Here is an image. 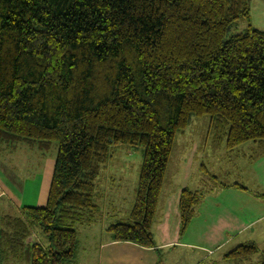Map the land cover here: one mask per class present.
Returning a JSON list of instances; mask_svg holds the SVG:
<instances>
[{"label": "trees", "instance_id": "1", "mask_svg": "<svg viewBox=\"0 0 264 264\" xmlns=\"http://www.w3.org/2000/svg\"><path fill=\"white\" fill-rule=\"evenodd\" d=\"M238 18L246 27L228 35ZM202 115L226 152L250 141L264 152V29L251 22L250 0H0V149L57 142L45 204L0 214V264L8 255L74 264L73 226L98 214L97 180L117 143L142 146L143 158L129 221L107 230L113 241L155 248L175 136ZM204 194L180 190L179 236ZM33 225L47 246L28 240ZM257 251L248 241L224 259Z\"/></svg>", "mask_w": 264, "mask_h": 264}, {"label": "rangeland", "instance_id": "2", "mask_svg": "<svg viewBox=\"0 0 264 264\" xmlns=\"http://www.w3.org/2000/svg\"><path fill=\"white\" fill-rule=\"evenodd\" d=\"M250 19L256 27L264 29V0H250ZM246 25L244 18H238L230 28L228 35L241 32ZM208 129V115L191 116L186 128L176 134L166 167L161 199L172 183L178 184L183 181V178H186L191 189L205 192L203 199L214 198L212 200L221 206H227V202L230 203L228 200L232 191V188L221 187L222 184L238 182L250 189L249 194H245L248 197H254L251 194L252 191L264 192L262 190L264 187V152H260V147L250 141L238 147V153L231 154L232 152H226L228 149L224 143L213 141L211 131ZM56 153V141H53L46 151L19 144L12 153L3 155L0 152V161L3 163L0 165V172L17 188L28 179H34L35 174L38 173L42 174L44 182L46 180L50 184ZM142 158V146L123 143L112 146L110 157L97 180L99 188L95 201L99 206L98 214L96 212L91 222L76 223L73 226L78 239L74 264H99L101 241L109 236L108 225L117 221H129V212L135 198V187ZM184 159L185 163H183ZM183 164L188 166L185 174L182 170ZM205 200H202V203ZM160 204L161 202L159 206ZM201 205L200 203L198 207ZM237 205L232 204L231 208L238 211ZM6 206L9 213H18L3 196L0 198V208ZM263 224L264 220L253 224L254 231L251 234V239L257 242L259 251L250 259L238 264H260L261 250L264 248V229H259ZM240 236L243 242L248 241L244 239L245 234L239 235L238 238H241ZM28 240L37 241L44 247L47 246V237L37 225L32 226V235ZM237 244L239 243L230 241L221 248L215 249L212 255L193 248L165 246L162 247L159 255L160 262L161 264H235L230 260H225L224 253ZM199 258H202L201 262L198 261ZM2 264L29 263L24 259L8 255L4 256Z\"/></svg>", "mask_w": 264, "mask_h": 264}, {"label": "crops", "instance_id": "3", "mask_svg": "<svg viewBox=\"0 0 264 264\" xmlns=\"http://www.w3.org/2000/svg\"><path fill=\"white\" fill-rule=\"evenodd\" d=\"M6 150V148H1L0 152L5 155L15 151ZM2 164L0 161V165ZM182 170L185 174L188 166L183 164ZM41 175L35 174L34 179H30L31 181L28 179L17 188L0 172V198L5 196L8 203L17 211L23 206H43L46 202L49 184L46 180L44 182ZM185 180L186 178H183V181L178 184L172 183V186L163 193L158 216L153 225L155 248L139 246L132 242L113 241L108 232L109 236L101 241L99 264H157L158 260L161 261L159 255L162 247L165 246L193 248L212 255L215 249L221 248L230 241L244 243L241 236L238 238L243 234L246 235L244 239L257 243L251 239V234L254 231L253 224L264 220V201L246 196L245 194L250 192L246 186L247 190L228 187L232 188V191L228 200L230 203L227 202V206L217 205L211 197L203 199L205 201L201 202L202 205L197 208L196 215L192 218L187 230L179 236L177 209L179 192L183 187L191 188ZM238 202L240 204L237 205ZM232 204L237 205L239 210H233ZM6 208L7 206L0 208V214L9 213ZM261 226L259 230L264 229V224ZM201 259L199 258L198 261L201 262Z\"/></svg>", "mask_w": 264, "mask_h": 264}]
</instances>
